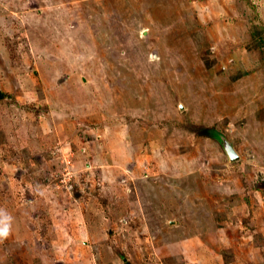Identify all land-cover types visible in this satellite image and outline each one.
Returning <instances> with one entry per match:
<instances>
[{
    "label": "rangeland",
    "instance_id": "1",
    "mask_svg": "<svg viewBox=\"0 0 264 264\" xmlns=\"http://www.w3.org/2000/svg\"><path fill=\"white\" fill-rule=\"evenodd\" d=\"M255 25L264 0H0V264H264Z\"/></svg>",
    "mask_w": 264,
    "mask_h": 264
},
{
    "label": "trees",
    "instance_id": "2",
    "mask_svg": "<svg viewBox=\"0 0 264 264\" xmlns=\"http://www.w3.org/2000/svg\"><path fill=\"white\" fill-rule=\"evenodd\" d=\"M251 30L252 39L262 47L264 45V38L262 37L264 35V26L255 25Z\"/></svg>",
    "mask_w": 264,
    "mask_h": 264
},
{
    "label": "water",
    "instance_id": "3",
    "mask_svg": "<svg viewBox=\"0 0 264 264\" xmlns=\"http://www.w3.org/2000/svg\"><path fill=\"white\" fill-rule=\"evenodd\" d=\"M230 151V153H232V150H229Z\"/></svg>",
    "mask_w": 264,
    "mask_h": 264
}]
</instances>
